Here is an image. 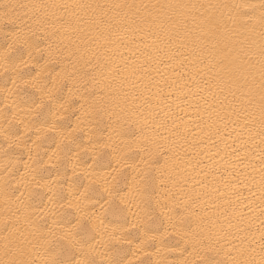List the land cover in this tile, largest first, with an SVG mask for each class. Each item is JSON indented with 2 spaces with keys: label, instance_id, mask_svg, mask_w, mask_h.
<instances>
[{
  "label": "snow or ice",
  "instance_id": "1",
  "mask_svg": "<svg viewBox=\"0 0 264 264\" xmlns=\"http://www.w3.org/2000/svg\"><path fill=\"white\" fill-rule=\"evenodd\" d=\"M0 264H264V0H0Z\"/></svg>",
  "mask_w": 264,
  "mask_h": 264
},
{
  "label": "bare ground",
  "instance_id": "2",
  "mask_svg": "<svg viewBox=\"0 0 264 264\" xmlns=\"http://www.w3.org/2000/svg\"><path fill=\"white\" fill-rule=\"evenodd\" d=\"M44 2H50V0H44ZM177 111H178L179 115L182 116V117H184V119H185L186 121H187V120H190V119L192 118L191 114H189V115H185V113H184V112H180L179 109H177ZM193 131H194V132H197V130L195 129V125H193ZM239 131H240V130L237 129L236 132H233L232 126H229L227 129L224 130V133H223L224 141H225L228 145H232V139L228 136V134L231 133L232 136L235 137ZM197 135H199V134L197 133ZM215 139H217V144H218V146H219L221 149H223V148H224V142H221V140H220L219 138H215ZM245 139H246V136H245ZM209 146H211V145H210V142H209ZM232 146H233V147H236V145H232ZM228 150L231 151V148H229ZM193 151H194V149H193ZM215 151H216V149L213 148V149H212V152L214 153ZM224 154H225V153H224L223 151L220 153V155H224ZM220 155H217V156H216V160H217V161H220ZM198 159H199L200 161L203 162V165H207V164L211 163V161H210V159H209V154H207L206 152L201 153V155L198 157ZM223 163H224L223 161H220V163H218L216 166H217V167H221ZM203 165H202V166H203ZM206 170H207V169H205V171H206ZM189 171H190V169H189ZM197 171H199V169H197ZM248 195H249V193L247 192V190H244V191H243V196H244V197H247ZM245 211H247V209H245Z\"/></svg>",
  "mask_w": 264,
  "mask_h": 264
}]
</instances>
